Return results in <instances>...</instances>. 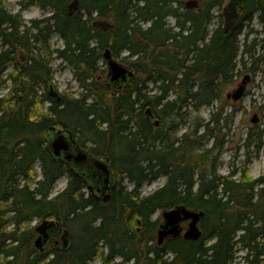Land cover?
Here are the masks:
<instances>
[{
    "label": "trees",
    "instance_id": "trees-1",
    "mask_svg": "<svg viewBox=\"0 0 264 264\" xmlns=\"http://www.w3.org/2000/svg\"><path fill=\"white\" fill-rule=\"evenodd\" d=\"M70 1L20 0L13 12L0 0V91L8 90L0 95V264H87L98 258L112 264L118 257L121 264H233L238 251H244L245 264H264V175H247L250 160L241 171L220 175L215 154L228 135L220 122L233 115L221 93L236 82L241 67L247 72L240 52L249 46L239 35L253 21L254 2L248 0L250 15L243 23L226 33L222 25L210 30L211 11L225 0H201V9L187 8L188 0H81V11L72 16ZM33 5L52 14L27 23L22 13ZM95 20L112 26L94 27ZM54 35L63 48L51 49ZM107 48L133 58L127 63L132 80L122 91L102 81ZM21 52L28 56L25 65ZM53 55L72 69L81 94L65 93L61 101L50 96ZM204 106L216 107L213 127L209 121L198 135L197 124L193 137L185 134L179 145L181 140L170 141L169 131L185 124L180 110L197 113ZM53 126L111 158L120 181L110 200L88 197L73 174L53 196L67 171L44 137ZM263 134L254 125L244 144L260 150ZM204 139L213 146L204 148ZM160 176L166 184L142 196L144 185ZM180 204L205 212L203 235L158 246L162 218L155 215ZM45 219L63 223L72 238L67 252L56 251L50 259L35 253V227H29Z\"/></svg>",
    "mask_w": 264,
    "mask_h": 264
},
{
    "label": "rangeland",
    "instance_id": "rangeland-1",
    "mask_svg": "<svg viewBox=\"0 0 264 264\" xmlns=\"http://www.w3.org/2000/svg\"><path fill=\"white\" fill-rule=\"evenodd\" d=\"M6 1L9 9H11L13 12L19 11L20 0ZM51 14V10L44 9L39 5H33L27 7L23 11L22 17L27 23H29L32 20H40L50 16ZM168 22L171 25H175V21L173 18H169ZM217 26L218 19L216 18L214 23L210 26V30L212 31ZM245 26V34L244 36L242 35L240 39L242 40L241 44H245L246 42L249 46V49L247 50V47L242 46L240 58H243L247 62V68L249 69L251 67L250 62L253 63L255 61V58L258 56H264V49L262 48V44L258 45L261 43V40L256 42L257 36L260 39L262 38V36L260 37V35H257L258 27L255 22H248ZM247 33H249L248 37H246ZM50 43L52 50L64 47L63 40L58 35H54ZM20 56L21 53L19 54V59ZM55 56L56 55L52 56L53 60L51 62V65L54 70L53 83L55 84L56 89L59 92H62V95L71 92L75 93L76 95L81 94V88L79 87V84L73 75L72 69L65 63H62L60 59H56ZM121 56L126 57L127 52L122 53ZM131 60H133V58ZM259 66L260 70L258 71L255 81L251 82L250 70H247L246 72V70L241 67L240 71L242 72V74L237 76L236 82L225 87L224 91L221 93L222 98L226 100L227 94L235 92L242 85L244 78L246 76H249L246 81V90L242 98H240V100L238 101L229 99L230 106L226 107L227 109L225 110L227 111V114L232 112L233 115L228 118V121L222 120L220 122L221 126L224 127L222 133H228L224 141H221L215 149V154L219 155L217 167L218 173L220 175H228L234 170L241 171L242 169H244L246 164L245 162L247 160H250V163L247 164V175L249 177H251L252 179H257L264 175V146L260 150H257L255 145H251L250 147H248L244 144L245 138L250 128H252L254 125H257L252 122V118L255 114H258L260 118L258 125L260 126V129L264 131V63L260 64ZM104 78H106V76ZM7 91L8 90L6 89L0 91V95H4ZM40 107V110L42 111L43 107ZM215 109L216 107L213 109V107L211 106H204L197 113L194 112L191 108H188V110L186 109L184 112L185 124L181 126V130H179L178 124L175 129L169 131L170 141H173L176 138H180L182 135H184L185 132L190 133V137H193V135H191V132L196 129L197 124L199 125L198 135H201L205 132L206 128H204L203 126H205V124H207L209 121H211L210 127L212 128L214 124H212L211 117ZM224 115L227 116L226 114ZM219 116L220 115L218 114L217 117ZM222 133L219 135L221 136ZM203 143L205 145L204 148H210L213 146L214 141L204 139ZM36 170H38V172L40 171L39 166L36 168ZM238 176H240V173H237L236 177ZM166 180L167 179L165 176H160L155 181L146 183L143 189H141V195L146 196L157 191L166 184ZM123 181L125 186H127L130 190L133 189L134 186L132 183H130L127 179H123ZM67 183V177H62L56 184L53 196L62 191L66 187ZM158 216H161L160 212L155 215V217ZM36 224L37 221H33L29 225V227L34 228ZM243 255L244 251H238L233 264H244L243 260L241 259ZM169 256L171 257L172 255ZM101 263V259L98 258L90 264ZM116 264H121V260L118 259V262H116Z\"/></svg>",
    "mask_w": 264,
    "mask_h": 264
},
{
    "label": "water",
    "instance_id": "water-1",
    "mask_svg": "<svg viewBox=\"0 0 264 264\" xmlns=\"http://www.w3.org/2000/svg\"><path fill=\"white\" fill-rule=\"evenodd\" d=\"M242 0H231V2L224 8L225 13V30L230 31L234 26L236 20L239 17L237 11L238 5ZM187 6L192 8H198L200 6L199 0H189ZM70 14L74 15L80 11V1L72 0L68 6ZM94 26L99 27H109L111 26L106 21L94 22ZM104 59L108 65L109 73L106 83L112 84L116 82L127 83L128 79L133 76L132 68L123 65L118 60H116L114 54L109 48H107L103 53ZM246 87L241 86L235 92L228 93L227 98L238 101L245 93ZM56 92L50 88V94L53 96ZM50 95V96H51ZM59 95V94H58ZM60 99V98H59ZM147 115H152V112L148 109ZM253 122H257V116L252 119ZM155 124H159V120L155 121ZM57 128L52 127L51 130L55 131ZM49 151L52 154L54 160L60 161L63 164L71 166L75 172L80 176L86 177L87 172L81 170V166H89L92 168H100L103 170L105 178V183L108 185L110 183V176L108 172V166L105 161L92 160L89 158L87 152L78 149L76 139L72 131L67 129H58L57 133L50 134L49 136ZM91 177H87V183L90 184V189L93 188L95 182L100 183L102 178H98L92 174V169L90 172ZM108 188L103 187L102 190L105 192ZM105 200L109 199L108 195H104ZM205 212L199 209H193L187 207L185 204L177 205L170 209H164L162 211L163 222L157 232V245L163 246L167 239H177L183 237L185 240L196 241L201 238L203 230L201 228V220L204 218ZM141 224V221H138ZM35 231L38 237L34 240L33 247L34 250L43 252L45 250L46 244L50 241L52 235H60L64 243V249H67L70 244V235L67 229H62L60 223L55 221H50L49 219L43 220L36 228Z\"/></svg>",
    "mask_w": 264,
    "mask_h": 264
},
{
    "label": "flooded vegetation",
    "instance_id": "flooded-vegetation-1",
    "mask_svg": "<svg viewBox=\"0 0 264 264\" xmlns=\"http://www.w3.org/2000/svg\"><path fill=\"white\" fill-rule=\"evenodd\" d=\"M230 2H231V0H225L224 4L222 6L215 7V8L212 9L211 15L213 16V19H212L211 25L214 23V21H215L216 18L218 19V26L215 27V29L216 28H219V26L222 25L223 26L222 27L223 28V31H225V13H224V8ZM252 2H254V5H255L254 6L255 10L252 12V18H253V21L255 22V24L258 27V29H257V35H260V37L262 36L261 39L258 38V36H257L256 42L261 40V43L258 44V45H261L262 44V48L264 49V36L262 34V30L264 29V27H263V23H264L263 22V20H264V0H252ZM252 6H253V3H252ZM250 8H251V2L248 3V0H242V2L237 7V11L239 13V17L236 20L234 26L232 27V29L230 31H233L234 28L237 25H239V23L240 24L243 23V18L244 17L250 15V13H249L250 12V10H249ZM197 9H201V0H200V6ZM215 29H213V30H215ZM230 31H228V32H230ZM242 35L243 34L239 35V40H240V37ZM258 45H257V47H258ZM121 54L115 56L116 57V60H118L123 65H126L127 66L128 65L127 63L129 61H131V58L128 57V56L122 57ZM27 58H28V56L26 54L23 55V52H21V56H20V59H19L20 62H21V64H24L25 65L27 63ZM22 60H23V62H22ZM262 63H264V56H258V57L255 58V61L253 63H251V67L249 69L247 68V70H250L251 82L255 81V79L257 77V74H258V71L260 70V66L259 65L262 64ZM107 70L109 72V69H107ZM108 72H107V74H108ZM131 80L132 79L129 78L127 83L116 82V83L108 84V83H106L107 76H106V78H103L102 79V81H104V83L107 85V87L111 88L113 91H117V90L118 91H122V90H124L127 87V84H129L131 82ZM50 88L53 89L54 92L56 91V93L59 94V95L58 94L55 95V93H54V95L52 96L50 94V90H48L49 91V94L51 95V97L54 98V99L56 98L57 101H61V100H59V98H61V96H62L61 93L62 92H59L56 89L54 83H53V85ZM180 111L182 113H184L185 112V109H182ZM150 117L154 118V116H152V115H150ZM259 121H260V118H259ZM259 121L257 123H254V124H258ZM51 128H50L49 131L46 132V135L44 136L45 137V140H46V143H47L48 146H49L48 139H49L50 134L53 135V133H57L58 129H65L62 126L61 127L60 126H57L56 127L57 129L55 131H52ZM181 128H182L181 125H179V130H181ZM185 134H189V133L185 132L184 135H182L180 138H176L177 141L178 140H181L180 142L177 143V145L181 144L184 141ZM76 142H77V145H78V149L87 152V154L89 155V158L90 159L95 160V161L101 160V161H105L106 162V164L108 166L109 176H110V183L108 185H106L105 178H103V176H104L103 170L100 169V168H94L93 166H92V168H90L89 166H87V167L86 166L79 167L81 170H85L87 172L86 177H84V176L82 177L77 172H75L74 169L71 166H69L67 164L66 165L64 164V166L67 168V171L65 172V175H66L65 177H67V180H68V178L70 177V175L73 174L74 176L80 178L84 182V184H85L84 185L85 187L83 189V192H85L88 197H92L94 199V201L99 202V203H102V202H106V201L110 200V198L112 197L113 193L114 192H117L118 187H119L118 184H119V181H120V178L115 173L113 161L107 155H98V154H96L95 149L94 148H91L93 146V144H91L90 142H86V141L85 142H79L77 139H76ZM91 169H92V174L94 176H96L98 178H102V181H100V183L95 182L94 184H92L93 185V188L92 189H90V184L86 182L87 181V177H91V175H90ZM103 187H107L108 189L104 192L102 190ZM105 194L109 196V199L108 200H105V197H104ZM49 220H51V219H49ZM35 221H37V224L35 225V228H36L43 220H35ZM54 221H57V220H54ZM206 222H207V225L209 227V223L212 222L211 215L207 214V220H206ZM60 227L63 230L64 229H68L61 222H60ZM34 236H35L34 239H36L38 237L36 231L34 232ZM70 238H71V233H70ZM71 241H72V238L70 240V244H69L68 248L67 249H64V247H63L64 246V243H63L62 237L60 235H58V234L52 235L50 241L45 246V250L43 252H39L38 250H35V253L36 254H39L40 256H45V257L48 256L49 259H50V258H52L54 256V254L56 253V251H60L61 250L63 252H67V250L71 246ZM213 241H214L213 238H209L207 245L208 246H211L212 243H213ZM118 259H120L122 261V259L120 257H118L117 259H115L112 262V264H116V262H118ZM95 260H97V259H95ZM95 260H93V261H95ZM93 261H90L87 264H90ZM127 264H130V263H127Z\"/></svg>",
    "mask_w": 264,
    "mask_h": 264
},
{
    "label": "bare ground",
    "instance_id": "bare-ground-1",
    "mask_svg": "<svg viewBox=\"0 0 264 264\" xmlns=\"http://www.w3.org/2000/svg\"><path fill=\"white\" fill-rule=\"evenodd\" d=\"M79 1H80V4H81V0H79ZM188 1H189V0H188ZM188 1H187V2H188ZM71 2H72V0L70 1V3H71ZM187 2H186V3H187ZM70 3H69V4H70ZM186 3H185V6H186L187 8H192V7L187 6ZM68 6H69V5H68ZM80 6H81V5H80ZM68 12H69V14H70V10H69V8H68ZM70 15H71V14H70ZM95 21H96V22H99V21H102V20H95ZM95 21H94V22H95ZM94 22H93V24H94ZM109 24H110V23H109ZM110 25H111V24H110ZM93 26H94V25H93ZM94 27H99V26H94ZM225 31H226V30H225ZM226 32H228V30H227ZM106 67H107L106 69H109L107 63H106ZM108 73H109V72H108ZM106 76L108 77V74H107ZM248 78H249V76H246V77L244 78L243 83H242V85L245 86V87H246V80H247ZM121 83H122V82H121ZM242 85H241V86H242ZM241 86H240V87H241ZM243 95H244V94H243ZM241 98H242V97H241ZM59 100H61V98H60ZM148 109H149V108H148ZM148 109H147V110H148ZM149 110H150V109H149ZM150 111H151V110H150ZM146 112H147V111H146ZM151 112H152V111H151ZM152 114H153V113H152ZM148 116H150V115H148ZM254 116H257L258 121H259V116H258L257 114H255ZM253 118H254V117H253ZM253 118H252V119H253ZM156 120H158V119H156ZM156 120H155V121H156ZM258 121H257V122H258ZM252 122H253V121H252ZM257 122H253V123H257ZM50 221H54V220H50ZM55 222H56V223H60L59 221H55ZM67 230H68V229H67ZM68 231H69V230H68ZM69 235H70V231H69ZM70 240H71V238H70ZM33 243H34V242H33ZM33 248H34V247H33Z\"/></svg>",
    "mask_w": 264,
    "mask_h": 264
}]
</instances>
